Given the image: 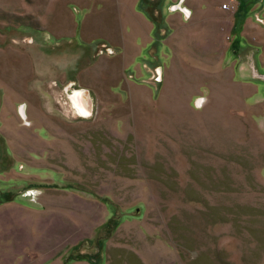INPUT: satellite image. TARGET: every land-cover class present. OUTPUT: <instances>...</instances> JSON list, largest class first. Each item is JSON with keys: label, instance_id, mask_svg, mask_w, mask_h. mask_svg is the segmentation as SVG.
Here are the masks:
<instances>
[{"label": "rangeland", "instance_id": "374dc122", "mask_svg": "<svg viewBox=\"0 0 264 264\" xmlns=\"http://www.w3.org/2000/svg\"><path fill=\"white\" fill-rule=\"evenodd\" d=\"M31 79L0 264H264V0H0V86Z\"/></svg>", "mask_w": 264, "mask_h": 264}, {"label": "flooded vegetation", "instance_id": "af4514ba", "mask_svg": "<svg viewBox=\"0 0 264 264\" xmlns=\"http://www.w3.org/2000/svg\"><path fill=\"white\" fill-rule=\"evenodd\" d=\"M191 13H192V10H190V14ZM19 27L24 28L27 32H36V33L43 32L42 28L38 29V23L35 22L34 20L29 21V23L18 24L17 27L11 29V31L18 33L21 31L20 29H17ZM5 41H6V37L4 39V42ZM20 44L18 43L16 45L15 50H10V51H12V53L14 55L20 56V58H22V53L18 51V50H21V47L18 46ZM9 55H11V54L9 53ZM27 58H28V55H27ZM13 61H16V60H13ZM31 73H33V72H31ZM31 81H32V79L30 80V82ZM25 84H27V85L26 86H0V104L3 105L7 101L6 97L10 98L12 101V105L14 106V109H15V113L12 114L11 117H13L14 119L18 118L20 120V122H23L24 125L27 127L33 126V128L35 130L34 132H37L38 126H36L35 123H32L34 118L32 116H31L32 117L31 118L29 115V107H30L31 102L38 101V97H37L38 93L35 89L36 86H34V84L32 82L30 84L29 83H25ZM45 89H46V91L48 90L47 88H45ZM8 90L10 93L8 92ZM6 105H7V103H6ZM91 110H93V104L91 106ZM0 121H1L0 122L1 125H4L5 117L2 116V118H1V116H0ZM42 129H44V128L42 127ZM47 133H48V130L42 131V134L44 135L45 138L49 137ZM16 140L17 139H15V142H17ZM30 152H31V154H30L31 157H33V159L35 158V160H36L38 158L37 152L36 151H30ZM19 153L13 152V150L9 146V137H8L6 131L4 129H3V131L0 130V166L2 168L3 167L5 168L7 166L9 167L10 165H11V167H13L12 166V164H13L12 160H15V158H16L15 156H17L16 154H19ZM11 167H9V169H11ZM33 167H35V166H31V168H33ZM32 182H35V181L32 180Z\"/></svg>", "mask_w": 264, "mask_h": 264}, {"label": "bare ground", "instance_id": "6f19581e", "mask_svg": "<svg viewBox=\"0 0 264 264\" xmlns=\"http://www.w3.org/2000/svg\"><path fill=\"white\" fill-rule=\"evenodd\" d=\"M73 103L76 105L77 110L80 112H82L84 110L83 107H85V105H87L85 102L84 95L80 94V93L74 95ZM83 113H85V112H83Z\"/></svg>", "mask_w": 264, "mask_h": 264}, {"label": "water", "instance_id": "95a60500", "mask_svg": "<svg viewBox=\"0 0 264 264\" xmlns=\"http://www.w3.org/2000/svg\"><path fill=\"white\" fill-rule=\"evenodd\" d=\"M176 6H178V8H181L179 3H178ZM182 9H184V11H185L186 13H188V14L190 13L188 9H186V8H182ZM84 95H85V94H84ZM84 98H85V97H84ZM85 99H86V98H85ZM89 101H90V100H89ZM89 103H90V105H89ZM86 104H87V110H88V111H89V110L91 111V106H92V105H91V102H88V99H86Z\"/></svg>", "mask_w": 264, "mask_h": 264}, {"label": "built area", "instance_id": "2783aa9c", "mask_svg": "<svg viewBox=\"0 0 264 264\" xmlns=\"http://www.w3.org/2000/svg\"><path fill=\"white\" fill-rule=\"evenodd\" d=\"M223 10H226V11H234L235 10V6L231 5V4H224L222 6Z\"/></svg>", "mask_w": 264, "mask_h": 264}, {"label": "crops", "instance_id": "0c3cea01", "mask_svg": "<svg viewBox=\"0 0 264 264\" xmlns=\"http://www.w3.org/2000/svg\"><path fill=\"white\" fill-rule=\"evenodd\" d=\"M176 7V6H175ZM190 12V11H189ZM91 114V113H90Z\"/></svg>", "mask_w": 264, "mask_h": 264}, {"label": "clouds", "instance_id": "9594fccd", "mask_svg": "<svg viewBox=\"0 0 264 264\" xmlns=\"http://www.w3.org/2000/svg\"><path fill=\"white\" fill-rule=\"evenodd\" d=\"M199 106V105H198Z\"/></svg>", "mask_w": 264, "mask_h": 264}]
</instances>
